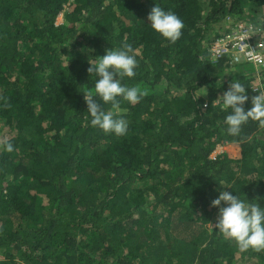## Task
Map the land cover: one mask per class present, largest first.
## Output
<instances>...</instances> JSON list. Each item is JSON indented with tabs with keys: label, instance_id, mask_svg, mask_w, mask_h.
Masks as SVG:
<instances>
[{
	"label": "trees",
	"instance_id": "obj_1",
	"mask_svg": "<svg viewBox=\"0 0 264 264\" xmlns=\"http://www.w3.org/2000/svg\"><path fill=\"white\" fill-rule=\"evenodd\" d=\"M156 4L184 23L175 44L148 24ZM241 22H264V0H0V143L14 145L0 148V264H264L211 206L220 190L264 206V127L229 136L212 106L236 79L245 110L264 89L231 45L212 55ZM124 43L138 67L123 83L144 95L121 100L117 137L90 124L83 92L89 62Z\"/></svg>",
	"mask_w": 264,
	"mask_h": 264
},
{
	"label": "clouds",
	"instance_id": "obj_2",
	"mask_svg": "<svg viewBox=\"0 0 264 264\" xmlns=\"http://www.w3.org/2000/svg\"><path fill=\"white\" fill-rule=\"evenodd\" d=\"M147 19L151 28L168 43L175 44L181 38L184 23L175 12L156 4L151 8ZM240 24L249 25V32H260L261 39L264 40V22L259 25L249 22ZM137 55L132 45L124 43L118 48L106 49V53L99 56L96 62H89L87 71L95 77V83L92 91L83 92L84 100L91 117L90 124L104 133L117 137L126 135L129 125L121 111V100L136 104L144 95L139 86L123 83L125 77L132 79L136 76ZM234 59L238 62L240 57L236 56ZM249 63L256 69L253 63ZM253 89L258 94L251 98L252 106L248 110H245L244 105L249 97L245 85L239 79L231 81L227 90L212 104L225 113L223 124L226 134L240 137L242 141L245 139L241 136L242 128L249 121L258 122L259 126L264 127V89ZM97 101H102L104 105L110 104L111 110H105ZM0 148L7 152L14 151L10 140L0 143ZM211 206L218 210L214 227L225 239L234 241L241 252L249 249L264 250V206L227 190H220L219 195L211 201Z\"/></svg>",
	"mask_w": 264,
	"mask_h": 264
},
{
	"label": "built area",
	"instance_id": "obj_3",
	"mask_svg": "<svg viewBox=\"0 0 264 264\" xmlns=\"http://www.w3.org/2000/svg\"><path fill=\"white\" fill-rule=\"evenodd\" d=\"M230 45L238 56L244 57L256 66V75L261 77V68L264 67V40L261 39L260 32H249V25L240 24L232 34L220 37L213 43L212 55L220 57L229 52ZM258 80L261 86V79Z\"/></svg>",
	"mask_w": 264,
	"mask_h": 264
},
{
	"label": "rangeland",
	"instance_id": "obj_4",
	"mask_svg": "<svg viewBox=\"0 0 264 264\" xmlns=\"http://www.w3.org/2000/svg\"><path fill=\"white\" fill-rule=\"evenodd\" d=\"M63 21V15H60L57 19V23H61ZM228 148V146H222V145H218L215 149V151L212 153V157L217 156L218 154L223 153L224 151H226Z\"/></svg>",
	"mask_w": 264,
	"mask_h": 264
}]
</instances>
